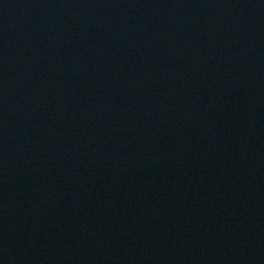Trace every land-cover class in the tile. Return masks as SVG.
Returning a JSON list of instances; mask_svg holds the SVG:
<instances>
[{
    "label": "water",
    "instance_id": "obj_1",
    "mask_svg": "<svg viewBox=\"0 0 264 264\" xmlns=\"http://www.w3.org/2000/svg\"><path fill=\"white\" fill-rule=\"evenodd\" d=\"M0 264H264V0H0Z\"/></svg>",
    "mask_w": 264,
    "mask_h": 264
}]
</instances>
